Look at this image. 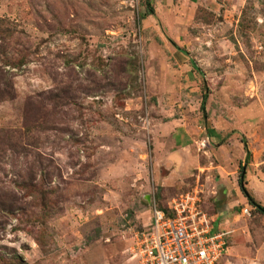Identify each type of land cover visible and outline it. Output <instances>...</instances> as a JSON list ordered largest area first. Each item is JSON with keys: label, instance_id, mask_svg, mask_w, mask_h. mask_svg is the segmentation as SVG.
<instances>
[{"label": "rangeland", "instance_id": "obj_1", "mask_svg": "<svg viewBox=\"0 0 264 264\" xmlns=\"http://www.w3.org/2000/svg\"><path fill=\"white\" fill-rule=\"evenodd\" d=\"M146 3L0 0V264H138L186 197L264 264V0Z\"/></svg>", "mask_w": 264, "mask_h": 264}, {"label": "built area", "instance_id": "obj_2", "mask_svg": "<svg viewBox=\"0 0 264 264\" xmlns=\"http://www.w3.org/2000/svg\"><path fill=\"white\" fill-rule=\"evenodd\" d=\"M159 209L152 204L148 225L131 250L138 264H221L226 234L197 209L193 198L173 200Z\"/></svg>", "mask_w": 264, "mask_h": 264}, {"label": "trees", "instance_id": "obj_3", "mask_svg": "<svg viewBox=\"0 0 264 264\" xmlns=\"http://www.w3.org/2000/svg\"><path fill=\"white\" fill-rule=\"evenodd\" d=\"M146 5H147V12H146V13H143V14L141 15L140 19H141V18H144V17H146V16H153V15H154V10H153V8L150 6V0H147ZM192 67H193L195 70H197L196 67H195V65H194L193 63H192ZM2 80L4 81L5 86H7V84L5 83L4 78H2ZM5 92H6V90L1 91V92H0V97H1V95L4 94ZM242 144H243V148H244V151H245V154H246V156H245V163L247 164V163L249 162L251 156H250V152H249V150H248V148H247V144H246V142H245L244 140H242ZM244 180H245V176H244V174H242L241 177H240V179H239V184H240V187L242 188V191H244V188H243V182H244ZM248 199H249V202H250V204H251L252 206L256 207L259 211H261V212L264 214V208H263V207L257 205L252 199H250V198H248ZM1 206L3 207L2 210H4V211H8V210H10V209L12 208V205H8V206L1 205ZM8 259H9L10 261H12V260H14V259H17V257H16V256L8 257ZM2 262H4V261L2 260Z\"/></svg>", "mask_w": 264, "mask_h": 264}, {"label": "crops", "instance_id": "obj_4", "mask_svg": "<svg viewBox=\"0 0 264 264\" xmlns=\"http://www.w3.org/2000/svg\"><path fill=\"white\" fill-rule=\"evenodd\" d=\"M208 130V129H207ZM208 133H209V131H208ZM209 137H210V135H208ZM242 146H243V144H242ZM243 150H244V148H243ZM245 152V151H244Z\"/></svg>", "mask_w": 264, "mask_h": 264}, {"label": "water", "instance_id": "obj_5", "mask_svg": "<svg viewBox=\"0 0 264 264\" xmlns=\"http://www.w3.org/2000/svg\"><path fill=\"white\" fill-rule=\"evenodd\" d=\"M244 168H245V166H244ZM243 192L247 195L246 191H243Z\"/></svg>", "mask_w": 264, "mask_h": 264}]
</instances>
